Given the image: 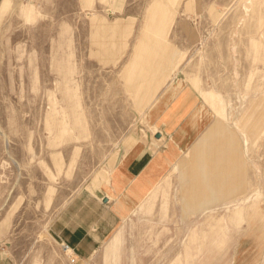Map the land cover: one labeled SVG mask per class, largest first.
Listing matches in <instances>:
<instances>
[{"label":"rangeland","instance_id":"obj_1","mask_svg":"<svg viewBox=\"0 0 264 264\" xmlns=\"http://www.w3.org/2000/svg\"><path fill=\"white\" fill-rule=\"evenodd\" d=\"M181 101L174 169L67 251L63 207ZM0 264H264V0H0Z\"/></svg>","mask_w":264,"mask_h":264},{"label":"crops","instance_id":"obj_2","mask_svg":"<svg viewBox=\"0 0 264 264\" xmlns=\"http://www.w3.org/2000/svg\"><path fill=\"white\" fill-rule=\"evenodd\" d=\"M191 109L184 101L166 105L163 111L173 112V115L166 122L164 131H175L172 140L162 141L163 130L155 132V140L151 136L133 139L112 167L106 184L94 191L85 189L63 207L51 224V230L76 257L91 256L119 225L127 206L154 184L160 170L167 168L170 161L174 167V159L180 155L176 142L184 141L192 124L189 122L194 121H191L192 117L187 119ZM156 183L153 191L161 184L160 180Z\"/></svg>","mask_w":264,"mask_h":264},{"label":"built area","instance_id":"obj_3","mask_svg":"<svg viewBox=\"0 0 264 264\" xmlns=\"http://www.w3.org/2000/svg\"><path fill=\"white\" fill-rule=\"evenodd\" d=\"M64 248L67 250L68 248H70L67 244H63Z\"/></svg>","mask_w":264,"mask_h":264},{"label":"water","instance_id":"obj_4","mask_svg":"<svg viewBox=\"0 0 264 264\" xmlns=\"http://www.w3.org/2000/svg\"><path fill=\"white\" fill-rule=\"evenodd\" d=\"M156 136H157V137H161V134H160V133H156Z\"/></svg>","mask_w":264,"mask_h":264},{"label":"bare ground","instance_id":"obj_5","mask_svg":"<svg viewBox=\"0 0 264 264\" xmlns=\"http://www.w3.org/2000/svg\"><path fill=\"white\" fill-rule=\"evenodd\" d=\"M67 251H71V252H73V250H72V249H70V248H68V249H67Z\"/></svg>","mask_w":264,"mask_h":264}]
</instances>
